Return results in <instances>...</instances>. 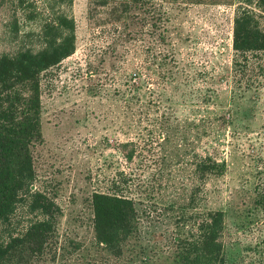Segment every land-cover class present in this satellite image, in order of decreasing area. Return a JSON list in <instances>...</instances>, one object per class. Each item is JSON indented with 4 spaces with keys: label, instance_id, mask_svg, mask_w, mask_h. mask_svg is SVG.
Instances as JSON below:
<instances>
[{
    "label": "rangeland",
    "instance_id": "rangeland-1",
    "mask_svg": "<svg viewBox=\"0 0 264 264\" xmlns=\"http://www.w3.org/2000/svg\"><path fill=\"white\" fill-rule=\"evenodd\" d=\"M103 1L0 0V56L40 51L42 24L61 13L76 39L42 75V138L31 149L53 231L41 253L1 264H179L210 212L223 214L224 264H264V68L233 72L245 0H155L166 14L157 28L136 6L118 23ZM208 159L221 174L198 175ZM94 194L133 202L135 229L118 255L96 239ZM41 218L21 206L0 241Z\"/></svg>",
    "mask_w": 264,
    "mask_h": 264
},
{
    "label": "trees",
    "instance_id": "trees-1",
    "mask_svg": "<svg viewBox=\"0 0 264 264\" xmlns=\"http://www.w3.org/2000/svg\"><path fill=\"white\" fill-rule=\"evenodd\" d=\"M108 1H103V6L112 4L109 8L113 20L118 23L128 20L123 25L132 19L133 6L143 10L153 28H157V22L166 15L156 8L158 3L155 0ZM18 3L23 7V0ZM252 3L253 0H245L235 10L233 50L243 58V64L235 60L234 75L245 76L250 61L260 69L264 68V0H257L253 6ZM74 31V19L58 14L42 24L39 39L43 47L40 51L21 50L13 55L0 56V227L10 226L21 206L42 217L20 236L0 241V264L23 252L41 253L53 231L56 208L42 194L33 191L35 171L31 149L42 138V75L75 53ZM12 34L17 35V29ZM196 168L201 177L221 174L218 173L221 167L209 159L198 163ZM92 207L97 241L118 255L122 241L135 229L133 202L117 195L94 194ZM222 231V212L208 213L198 225V234L181 244L179 264H224L220 242Z\"/></svg>",
    "mask_w": 264,
    "mask_h": 264
}]
</instances>
